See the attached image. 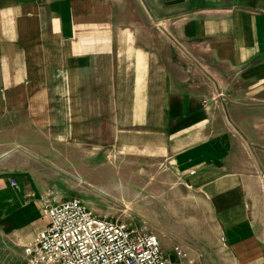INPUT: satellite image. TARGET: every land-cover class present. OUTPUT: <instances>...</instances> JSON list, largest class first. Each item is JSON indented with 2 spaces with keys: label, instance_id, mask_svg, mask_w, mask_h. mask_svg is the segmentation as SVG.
I'll list each match as a JSON object with an SVG mask.
<instances>
[{
  "label": "crops",
  "instance_id": "obj_1",
  "mask_svg": "<svg viewBox=\"0 0 264 264\" xmlns=\"http://www.w3.org/2000/svg\"><path fill=\"white\" fill-rule=\"evenodd\" d=\"M34 116L57 135L138 133L145 157L220 204L237 259H264V0H0V136ZM43 228L0 224V241Z\"/></svg>",
  "mask_w": 264,
  "mask_h": 264
},
{
  "label": "rangeland",
  "instance_id": "obj_2",
  "mask_svg": "<svg viewBox=\"0 0 264 264\" xmlns=\"http://www.w3.org/2000/svg\"><path fill=\"white\" fill-rule=\"evenodd\" d=\"M29 119L28 131L11 129L0 136V224L45 228L49 220L41 214L43 196L51 194L57 202L78 198L100 217L157 234L171 264H264V259H237L244 245L236 244L220 224V204L185 187L165 159L145 157L138 133L57 135L42 127L41 117ZM73 120L67 118L68 125ZM234 151L242 154L246 174H255L254 151ZM15 203L22 208L23 223L11 216ZM256 206L264 223V196ZM257 225L252 233L260 234L255 241L264 249V224ZM22 245L3 234L0 264H25Z\"/></svg>",
  "mask_w": 264,
  "mask_h": 264
},
{
  "label": "built area",
  "instance_id": "obj_3",
  "mask_svg": "<svg viewBox=\"0 0 264 264\" xmlns=\"http://www.w3.org/2000/svg\"><path fill=\"white\" fill-rule=\"evenodd\" d=\"M48 223L22 245L26 264H171L153 232L96 215L82 200L42 197Z\"/></svg>",
  "mask_w": 264,
  "mask_h": 264
}]
</instances>
